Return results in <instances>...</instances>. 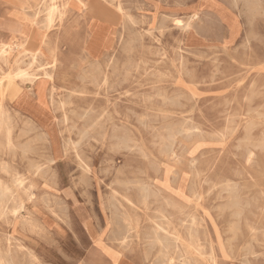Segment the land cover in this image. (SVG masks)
<instances>
[{
	"label": "rangeland",
	"instance_id": "1",
	"mask_svg": "<svg viewBox=\"0 0 264 264\" xmlns=\"http://www.w3.org/2000/svg\"><path fill=\"white\" fill-rule=\"evenodd\" d=\"M52 2L53 25L42 29L63 37L55 81L67 90L53 109L46 101L53 146L21 121L15 146L0 136L9 207L26 201L15 177L35 194L19 217L0 215V264H161L153 222L182 229L192 215L219 264H264V0H85L71 11ZM50 3L36 10L42 19ZM96 19L111 31L98 67L81 58ZM40 84L46 94L49 80ZM15 98L6 96L13 107ZM34 163L40 175L27 170ZM167 188L199 202L179 212ZM128 222L121 245L114 235Z\"/></svg>",
	"mask_w": 264,
	"mask_h": 264
},
{
	"label": "bare ground",
	"instance_id": "2",
	"mask_svg": "<svg viewBox=\"0 0 264 264\" xmlns=\"http://www.w3.org/2000/svg\"><path fill=\"white\" fill-rule=\"evenodd\" d=\"M47 1L48 0H46V2ZM50 1L51 3L48 4L44 9L46 13L42 21L40 22L42 24V28L48 29L53 25L54 15L58 10V7L54 2H52L54 0ZM83 2H85V0H63V5L64 8H70V6L73 5L80 6ZM39 12H41V10ZM34 13L36 14V16H38L37 12ZM62 14L63 13H60L58 17L59 22L62 21ZM34 23L38 25L37 20ZM182 24H180L179 26H181ZM59 25L61 26L62 24ZM93 27H95V29H93L89 37L85 39L82 46L81 58L83 59V61L91 62L92 64H94V66L98 67L99 61L103 56L102 51H100L101 49L98 46V43L101 40L102 36L99 35V31L101 30L100 25L97 24ZM44 46H42V52L40 50H37L29 55V61L26 62L25 66H22L24 62L22 60H15L14 65L10 66L7 62L8 54L10 52V46L7 44H0V61L3 62L4 66H8L6 70H2V68L0 67V136L4 138L5 146H15L12 138V132L14 128L13 126L16 121H21L25 129L27 127L28 130L36 132L39 139L47 140L50 142L51 146H53L51 134L45 128H43L34 118L28 116V114L20 111L16 107H13L11 103H9V101L6 99V96H8V94L11 95V97H17L19 95V90L21 89L22 91L28 89L31 94H34L35 85L39 80L45 78L49 80L50 84V88L46 93L47 102L48 105L53 109L55 103L54 94H56L59 89L65 88L67 90L66 85L60 86L55 81L56 74H62V70L59 67L61 63L60 56L62 54L59 45L55 41L54 43L46 42ZM41 57L42 64L38 63V65H40L39 68L33 69L32 67L34 63L39 62V58ZM61 105L62 104H60V106ZM66 118V115H64L63 120H66ZM55 122L58 124L57 117L55 118ZM26 133H28V131H26ZM25 151L26 148H23L22 152ZM48 161L55 163V155L52 154ZM27 170H31L34 174L40 175L42 173V164L34 163L32 166L30 165ZM84 170L87 173L91 171L89 166L87 165L84 166ZM13 183L17 189L21 190L24 193V196H26V201H30L33 199V196H35V194L32 192L33 184L30 181L27 183L26 178L15 177L13 179ZM155 186H158L156 182ZM162 186L170 187L163 181ZM176 186H183V184L181 181H179ZM158 188L159 190H163L160 186H158ZM9 190V186L7 185L0 186V215L11 214L15 218H17L20 215V211L25 208L26 201L23 198H19V204L17 206L9 207ZM142 191H148V187H143ZM164 191H166L169 195V197L166 198V203L177 208L179 212L182 211V207L189 205L190 202L197 205L200 199V195L195 192L190 195L191 201L188 202V200H181V197L173 195L169 188L165 189ZM174 199H178L177 201H179L181 204H177ZM124 201L128 209H133V207L135 206L128 196H124ZM109 203H111V200ZM126 217V219H129L128 214H126ZM162 217L166 218L165 215H162ZM126 226L127 227L125 232H122L121 234L116 233V235H114V239L119 241V244L121 245L126 244L130 237L131 231L133 230V226L130 225V222H128ZM197 226L199 225L197 223V220L194 219L193 215L191 216V218L181 220L180 227H182V229L172 227V222H169L167 220L165 222H153V241L160 246L159 251L162 257L161 264H219L212 241H208V244L203 243L201 240L200 231ZM251 229L252 228H250V230ZM218 246L221 249V246ZM205 249H208V251H206ZM6 251L9 252V246H7ZM204 255H206V257ZM7 264L13 263L11 260H7ZM122 264L131 263L123 261Z\"/></svg>",
	"mask_w": 264,
	"mask_h": 264
},
{
	"label": "crops",
	"instance_id": "3",
	"mask_svg": "<svg viewBox=\"0 0 264 264\" xmlns=\"http://www.w3.org/2000/svg\"><path fill=\"white\" fill-rule=\"evenodd\" d=\"M75 7L79 8L78 5H73L68 10L71 11ZM37 9L41 10L42 13V0H0V44L9 45L10 52H13L10 60H22L24 61L22 66H25L26 62L29 61L31 53L37 50L42 52V46L46 42L54 43L56 41L60 49L64 44L63 37H58V31L49 35L42 29V24L40 23L42 21V14L36 16L34 13ZM36 20L38 21V25L34 23ZM97 24L103 30L101 40H104L106 32L108 38L107 47L109 46L111 31L105 21L93 20L88 28L89 35L95 29L93 26ZM106 47H100V51L103 52ZM18 54H20V57L17 56ZM25 55L28 59H22ZM13 60L9 61L8 57L9 65H14L15 62L13 63ZM39 63L42 64V57L39 58ZM42 82H45V78L39 80L35 85L34 94H31L28 89L23 90L15 98L13 105L34 118L41 126L50 130V123L45 120V115L47 114V94L40 89V83Z\"/></svg>",
	"mask_w": 264,
	"mask_h": 264
}]
</instances>
